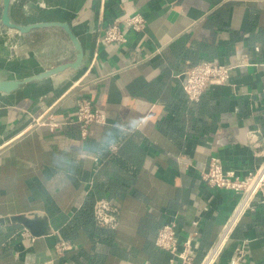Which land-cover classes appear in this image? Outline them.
Masks as SVG:
<instances>
[{
  "label": "crops",
  "instance_id": "crops-1",
  "mask_svg": "<svg viewBox=\"0 0 264 264\" xmlns=\"http://www.w3.org/2000/svg\"><path fill=\"white\" fill-rule=\"evenodd\" d=\"M136 11L142 31L126 29L123 45L100 41L104 27ZM8 14L20 25L67 22L85 59L76 72L0 92V264H178L154 246L173 218L179 249L196 233L198 264L237 199L202 181L201 169L212 155L239 175L260 161L264 0H10ZM242 55L248 63L237 66ZM74 57L59 27L19 34L0 22V80ZM212 59L231 66L228 81L187 100L181 70ZM79 96L105 117L85 139L73 121ZM105 136L114 148L98 153ZM98 198L118 208L113 229L93 219ZM26 217L42 220L39 235ZM59 240L70 244L62 254ZM236 247V264H264L261 204L240 218L214 264H231Z\"/></svg>",
  "mask_w": 264,
  "mask_h": 264
},
{
  "label": "built area",
  "instance_id": "built-area-1",
  "mask_svg": "<svg viewBox=\"0 0 264 264\" xmlns=\"http://www.w3.org/2000/svg\"><path fill=\"white\" fill-rule=\"evenodd\" d=\"M1 6V0H0ZM145 27V19L139 12H133L125 16L121 21H115L103 28L100 41L104 43H115L123 45L126 43L125 31H142ZM248 63L246 55H242L237 61L238 65ZM231 66L216 59L201 60L197 63L186 65L180 72V87L183 95L189 101H198L209 89L216 85L225 84L229 79ZM75 116L73 121L78 124L80 136L85 139L91 123H103L104 114L92 106L91 101L86 97H76L74 101ZM37 123H42L41 119H36ZM55 123H51V126ZM114 148V145H111ZM260 157L258 165L247 171L244 175L237 174L236 170L226 167L221 159L212 155L208 158L206 166L201 169L200 179L207 185L228 190L236 195L237 199L234 207L221 225L219 232L210 246L206 249L198 264H214L219 254L225 248L231 237L233 230L240 218L247 212L255 210L257 204L264 206V143L260 144L257 151ZM118 208L106 198H98L92 205V216L95 223L100 227L113 229L117 224ZM22 235L30 236V233L23 229ZM193 232L182 243L181 249L178 248L176 231V219L173 218L159 225L155 239V248L168 253L170 263L192 264L196 256L192 248L191 240L195 238ZM55 250L62 254L70 247L65 240L55 243ZM243 254L242 247H236L231 264H236Z\"/></svg>",
  "mask_w": 264,
  "mask_h": 264
},
{
  "label": "water",
  "instance_id": "water-1",
  "mask_svg": "<svg viewBox=\"0 0 264 264\" xmlns=\"http://www.w3.org/2000/svg\"><path fill=\"white\" fill-rule=\"evenodd\" d=\"M9 3H10V0H1L0 22L2 23V25L10 29L16 30L19 34L27 33L28 31L34 28L59 27L66 33L67 37L69 38L74 48V51H75V57H74V60L72 61L60 63L53 67L44 69L42 71H39L37 73L31 74V75H28L22 78L2 79L0 80V92L9 93L17 89L22 84L33 82V81H38V80L50 77L66 69H69L72 72L78 71V69L83 65V61L85 59L84 52H83L79 39L73 33V31L71 30L67 22L65 21H46V22L31 23L27 25H20L10 20V17L8 14ZM21 221L30 230L32 235L40 234V228L37 225V223L38 222L42 223L41 219L26 217V218H21Z\"/></svg>",
  "mask_w": 264,
  "mask_h": 264
},
{
  "label": "clouds",
  "instance_id": "clouds-1",
  "mask_svg": "<svg viewBox=\"0 0 264 264\" xmlns=\"http://www.w3.org/2000/svg\"><path fill=\"white\" fill-rule=\"evenodd\" d=\"M129 126L132 130H134L137 127V124L135 121H132ZM113 142L114 140L110 136H105L102 141V146L98 149L97 152L99 153L101 151L107 150L108 148H110ZM85 150H89L87 146H85Z\"/></svg>",
  "mask_w": 264,
  "mask_h": 264
},
{
  "label": "rangeland",
  "instance_id": "rangeland-1",
  "mask_svg": "<svg viewBox=\"0 0 264 264\" xmlns=\"http://www.w3.org/2000/svg\"><path fill=\"white\" fill-rule=\"evenodd\" d=\"M25 72H18L17 75H22L24 74Z\"/></svg>",
  "mask_w": 264,
  "mask_h": 264
}]
</instances>
